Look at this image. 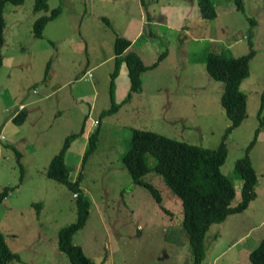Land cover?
<instances>
[{
    "label": "rangeland",
    "instance_id": "374dc122",
    "mask_svg": "<svg viewBox=\"0 0 264 264\" xmlns=\"http://www.w3.org/2000/svg\"><path fill=\"white\" fill-rule=\"evenodd\" d=\"M213 3L216 15L208 18L201 15L197 0H48L49 8L60 5L61 11L40 37L32 34L33 0H24L15 10L7 3L0 49V190L6 185L14 189L0 202V229L20 257L10 264H71L55 242L59 227L76 218V198L45 169L65 135L84 122L86 132L99 127L96 149L82 161L87 133L64 155L72 176L82 174L80 187L90 202L73 241L94 264H189L179 197L158 172L149 170L144 179L158 188L161 201H156L146 187L132 181L121 157L132 127L216 147L229 119L220 103L223 82L209 75L205 56L208 51L239 55L251 41L255 54L249 75L240 83L246 117L226 135L227 155L221 165L236 188L233 203L240 198L235 159L260 118L259 134L264 136V98L258 115L264 91V0H243L242 10L232 0ZM86 23L90 41L77 44ZM116 33L131 40L129 48L145 63L165 48L168 52L155 68L142 73L141 90L128 98L131 81L125 62L111 76ZM88 71L92 75L83 78ZM111 81L119 105L108 113L104 110L112 104ZM19 103L26 112L21 123L11 119ZM13 146L21 152L22 178ZM147 156L151 165L154 159ZM250 157L260 175L257 197L243 212L210 226L204 264H252L248 253L264 236V141L253 146ZM37 202L43 204L41 210Z\"/></svg>",
    "mask_w": 264,
    "mask_h": 264
},
{
    "label": "trees",
    "instance_id": "16d2710c",
    "mask_svg": "<svg viewBox=\"0 0 264 264\" xmlns=\"http://www.w3.org/2000/svg\"><path fill=\"white\" fill-rule=\"evenodd\" d=\"M24 0H0V49L4 43V8L7 3L18 5ZM237 9H243V0H232ZM202 16L212 18L216 15L213 0H197ZM34 12L44 11L32 22V34L42 36V31L48 20L55 18L61 11L60 5L49 8L48 0H33ZM47 11H49L47 13ZM103 22L111 27L110 20L102 15ZM131 40L126 36L116 33L113 41L115 67L111 72L112 78L117 75L120 64L125 62L127 74L131 81V88L127 93L128 98L132 92L141 90L142 73L148 68L156 66L167 55V49L160 51L154 61L145 63L140 54L129 46ZM253 44L249 41V49L239 55L224 54L223 52L208 51L205 56L206 69L210 76L223 82L220 103L229 119L221 141L216 147H206L186 140L176 139L151 129L140 127L131 128L130 144L121 159L128 170L133 182L146 187L156 201H161L158 188L150 181L144 179L149 170L158 172L165 184L175 193L182 207L181 228L187 233L190 246L191 260L189 264H204L206 253L205 235L213 223L223 221L228 215L238 213L247 208L250 201L256 197L258 175L252 165L250 149L257 139V134L262 126L255 128L252 138L244 147L241 156L234 162V170L241 178L239 185L240 198L236 203L233 200L236 188L232 179L221 170L227 155L224 139L228 133L237 127L246 117V94L240 89V83L250 73V59L254 56ZM83 77V76H82ZM113 81L110 85L112 104L104 112H114L118 103L113 100ZM262 101L258 115L263 106ZM26 112L24 109L13 115L11 119L17 123L23 122ZM85 130V122L80 129L65 135L60 148L55 152L45 169L51 177L67 185L76 193V218L57 231V246L63 251L71 264H94L91 257L85 254L82 247L73 241V234L84 225L88 214L90 202L84 194L79 183L82 174L70 177V167L64 160V155L71 141ZM99 139V127L89 132L87 144L83 152L82 161L92 153ZM17 163L20 166V178L24 168L20 161L21 152L13 146ZM151 155L154 159L150 165L147 161ZM14 189V186H4L0 190V202ZM39 206L40 203L37 202ZM38 212V209H37ZM216 233L211 238L216 239ZM185 241V240H184ZM249 260L252 264H264V236L249 251ZM19 254L7 244L4 233L0 229V264H8L13 259H18Z\"/></svg>",
    "mask_w": 264,
    "mask_h": 264
},
{
    "label": "crops",
    "instance_id": "0c3cea01",
    "mask_svg": "<svg viewBox=\"0 0 264 264\" xmlns=\"http://www.w3.org/2000/svg\"><path fill=\"white\" fill-rule=\"evenodd\" d=\"M16 6L17 5H14V8H10L11 10H15L16 9ZM7 4L5 5V8H4V17H5V26H6V24H7V20H6V9H7ZM35 17H34V19L40 14L39 12H35ZM102 16V15H101ZM58 20V16H56L55 18H53V19H50V20H48V22L45 24V26H44V28H43V31H42V35H43V32L45 31V29H46V27H47V25H48V23H50V22H52V21H57ZM33 22V21H32ZM80 24H84V20L83 19H81V21H80ZM5 26H4V28H5ZM81 26H83V25H81ZM84 30H81L80 32H79V39H81V40H78L77 41V44L80 42V41H85V42H88V41H90V39H89V32L87 31L88 30V28H89V26H88V23H86L85 24V26H84ZM4 31V30H3ZM105 29L104 30H100V33L101 34H103V33H105ZM4 34V33H3ZM69 40H71V41H75V37L73 38H69ZM86 47V46H85ZM168 54V53H167ZM165 58V57H164ZM163 58V59H164ZM162 61V60H161ZM161 61H159V62H161ZM159 64V63H158ZM157 64V65H158ZM156 65V66H157ZM156 66H154V67H152V68H150V69H153V68H155ZM87 133H89V132H86L85 130H84V132H82L80 135H78L77 137H75L72 141H71V143H70V145H69V147H68V149L66 150V153H65V158L67 157V154H68V152L70 151V149H72L73 147H74V145H75V143H77V138L79 137V136H81V137H83V135H87ZM259 141H264V136H260V134H259V132H258V134H257V139H256V142L254 143V145L257 143V142H259ZM85 140L83 141V142H81V144H82V147H84V145H85ZM87 144V143H86ZM253 145V146H254ZM253 146H252V148L250 149V151L253 149ZM82 147L80 148V150H82ZM85 150V149H84ZM52 156V155H51ZM51 156L50 157H48V161L50 160V158H51ZM251 158V157H250ZM67 161V160H66ZM252 161V160H251ZM67 163V162H66ZM68 164V163H67ZM70 166V165H69ZM254 167L256 168V166L254 165ZM71 167H70V177L72 178V179H74L75 177H76V175L73 177L72 176V173H71ZM256 171V170H255ZM256 173H257V175H258V182H257V185H256V192H257V188H258V186L260 185V175L258 174V172L256 171ZM79 185H80V183H79ZM256 197H257V194H256ZM255 197V198H256ZM254 200V199H253ZM250 203H251V201H250ZM250 205V204H249ZM249 205L247 206V207H249ZM42 207H43V204H41L40 205V210L42 209ZM245 210V209H244ZM243 210V211H244ZM243 211H241V212H243ZM39 212V211H38ZM238 213H240V212H238ZM231 215V214H230ZM58 231V230H57ZM56 231V232H57ZM55 232V231H54ZM40 233H41V236H40V238H43V232L40 230ZM217 234V233H216ZM15 235H17V233H15ZM5 237V236H4ZM39 238V239H40ZM46 238V236L44 235V239ZM5 240H6V242H7V244L9 245V247L13 250V251H15V252H17L18 253V251H16V249H15V247L12 245L13 244V241H10L7 237H5ZM259 240L260 239H258L257 241H254V242H259ZM55 242V241H54ZM256 243V244H257ZM55 244H57V240H56V242H55ZM58 247V246H57ZM41 251L42 250H40L39 251V253H41ZM17 260H20V257L17 259ZM11 263V261L8 263V264H10ZM206 264H209V263H206Z\"/></svg>",
    "mask_w": 264,
    "mask_h": 264
},
{
    "label": "built area",
    "instance_id": "2783aa9c",
    "mask_svg": "<svg viewBox=\"0 0 264 264\" xmlns=\"http://www.w3.org/2000/svg\"><path fill=\"white\" fill-rule=\"evenodd\" d=\"M87 75H88V76H91L92 74H91L90 71H88L87 74H83V78H87ZM23 108H24V104H23V103H19V104L17 105V108H16L15 112H14L12 115L17 114V113H18L20 110H22ZM94 123L97 124V123H98V120H95ZM73 195L76 196V193H73Z\"/></svg>",
    "mask_w": 264,
    "mask_h": 264
},
{
    "label": "clouds",
    "instance_id": "9594fccd",
    "mask_svg": "<svg viewBox=\"0 0 264 264\" xmlns=\"http://www.w3.org/2000/svg\"><path fill=\"white\" fill-rule=\"evenodd\" d=\"M13 116V115H12ZM98 124V123H97Z\"/></svg>",
    "mask_w": 264,
    "mask_h": 264
}]
</instances>
